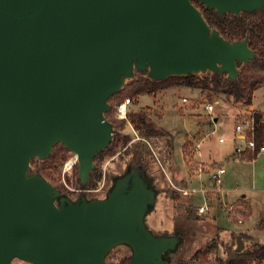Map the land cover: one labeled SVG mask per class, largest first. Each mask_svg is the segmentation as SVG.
I'll use <instances>...</instances> for the list:
<instances>
[{
    "label": "water",
    "instance_id": "95a60500",
    "mask_svg": "<svg viewBox=\"0 0 264 264\" xmlns=\"http://www.w3.org/2000/svg\"><path fill=\"white\" fill-rule=\"evenodd\" d=\"M198 1L219 15L264 6ZM253 58L247 38L225 40L192 0H0V264H103L118 245L130 248L128 264H170L179 238L145 226L155 191L139 168L105 198L72 200L30 173V162L60 144L76 156L84 185L112 140L108 100L135 72L235 80L237 64ZM242 248L237 236L235 253Z\"/></svg>",
    "mask_w": 264,
    "mask_h": 264
},
{
    "label": "rangeland",
    "instance_id": "374dc122",
    "mask_svg": "<svg viewBox=\"0 0 264 264\" xmlns=\"http://www.w3.org/2000/svg\"><path fill=\"white\" fill-rule=\"evenodd\" d=\"M131 80H126L124 86ZM263 87L253 95V103L261 109L264 108ZM118 97L114 95L108 100L109 118L116 121L119 119L115 117L114 106ZM182 99H186L187 103H182ZM205 100L213 103L211 113L204 109ZM243 109L244 105L234 103L228 96L187 87L141 95L135 101L130 100L128 114L144 113L153 127L165 135L142 137L133 130L127 117L119 132L128 134L131 140L115 154L94 161L95 175L91 181L94 186H89L88 182L80 185L76 156L68 150L62 153V160L56 166L47 161L49 157L31 160L29 172L41 175L61 195L72 200L82 195L87 199H102L116 178L131 168L139 167L155 191L154 204L144 217L145 226L155 236L179 238L175 250L165 255L170 264H223L229 257L230 264H264V259L258 260L248 255L264 246V156L252 163L233 159L236 115ZM241 114L239 116H244V113ZM186 120H191L189 129L186 128ZM219 137L226 142L218 143ZM197 144L202 159L210 164V168L222 166L227 171L224 188L227 189L225 182L230 175L234 176L232 185L235 190L240 189L241 185L250 189L246 194V203L237 190L225 197L229 203L234 202L244 210L242 224L232 221L217 204L209 214L198 216L193 212V205L200 203L201 198L181 194L180 189L208 184V180H195L199 162L191 150ZM203 167L205 170L207 165ZM241 175L247 176L248 182H243ZM247 228L249 231H243ZM237 236L241 237L243 248L235 253ZM130 256L128 246L118 245L105 256L103 264H125ZM11 264L30 263L14 259Z\"/></svg>",
    "mask_w": 264,
    "mask_h": 264
},
{
    "label": "trees",
    "instance_id": "16d2710c",
    "mask_svg": "<svg viewBox=\"0 0 264 264\" xmlns=\"http://www.w3.org/2000/svg\"><path fill=\"white\" fill-rule=\"evenodd\" d=\"M192 3L200 10L207 24L217 30L225 40L234 42L247 38L254 58L248 63L237 64L238 74L235 80H230L226 74L206 71L186 76H169L165 80L156 81L149 79L146 72H135L131 82L114 94L119 96L117 104L126 98L135 101L141 95H154L168 88L176 87L210 91L214 94L228 96L234 103H242L246 106L251 104L254 91L264 86V6L256 11L242 12L239 15H219L215 10L207 9L198 0H192ZM137 74L140 76L134 78ZM105 116L114 126L112 140L103 151L96 154L94 161L102 160L106 155L115 154L119 148L126 147L131 140L128 134L119 132L126 121L110 119L108 111ZM253 116L255 141L259 147L264 144V122H261L263 114L254 112ZM128 121L133 130L142 137L165 135L164 132L154 128L142 112L128 114ZM66 151L62 145L57 144L47 161L56 166L62 160V153ZM245 158L247 161H251L255 156L248 154ZM94 175L95 169L90 172V179L87 181L89 186H94L91 183ZM78 181L80 185H83L80 180ZM236 255L234 254V256ZM248 255L258 260L264 259V246H260ZM129 260L125 264H128Z\"/></svg>",
    "mask_w": 264,
    "mask_h": 264
},
{
    "label": "built area",
    "instance_id": "2783aa9c",
    "mask_svg": "<svg viewBox=\"0 0 264 264\" xmlns=\"http://www.w3.org/2000/svg\"><path fill=\"white\" fill-rule=\"evenodd\" d=\"M129 102L130 100L126 98L114 106L115 117L117 119L127 120V105ZM182 103H187V100L182 99ZM204 109L211 113L213 111V103L205 100ZM253 113L254 112L251 111L247 115L240 116L235 122L234 140L236 145L233 151V159L237 162L246 161L245 156L248 154L256 157L259 154L264 153V144L259 147L256 145ZM261 122H264V115L261 118ZM223 141V138H219V142ZM198 146L199 145L197 144L192 148V153H197ZM203 172L204 167L199 163L196 174L200 176ZM225 174L226 170L224 167H212L210 168V177L207 185H201L198 188L192 187L180 189V192L184 196H199L201 198L200 203L193 205V212L196 215L205 216L209 214L213 209L214 204H217L219 209L225 210L228 213V216L232 221H235L237 224H242L244 221V210L234 202L229 203L225 198L228 193V190L223 187Z\"/></svg>",
    "mask_w": 264,
    "mask_h": 264
},
{
    "label": "crops",
    "instance_id": "0c3cea01",
    "mask_svg": "<svg viewBox=\"0 0 264 264\" xmlns=\"http://www.w3.org/2000/svg\"><path fill=\"white\" fill-rule=\"evenodd\" d=\"M261 88V87H260ZM264 88V87H263ZM257 90V89H256ZM255 90V91H256ZM255 91H254V93H255ZM254 93H253V95H254ZM238 104H241V105H244V104H242V103H238ZM245 106V109H243L242 111H240L237 115H236V120H237V118H239L240 116L239 115H242L241 113H244L243 115H245V113H249V112H251V111H253V112H257V113H260V114H263L264 115V108H260V107H258L257 105H255L254 103H253V96H252V101H251V104L250 105H248V106H246V105H244ZM214 121H216V119H214ZM214 131H212V133H213ZM219 138H221V137H219ZM219 138H218V143H220V144H224L225 142H226V140L224 139V141L223 142H219ZM232 149H233V151H234V147H235V145H236V142H235V140H234V135H233V142H232ZM192 152V151H191ZM192 155L198 160V162L199 163H201V164H203V166H205L206 167V165H207V168H205V170H204V172L200 175V176H198L197 174H196V181H207L208 180V182H209V177H210V164L209 163H207L206 161H204L203 159H202V155L200 154V152H199V147H198V150H197V153H192ZM264 156V153H261V154H259L258 156H256L253 160H251V161H243V162H245V163H252V162H255L256 161V159H258L260 156L261 157H263ZM226 175H227V171H226ZM241 178H242V181L243 182H248V180H249V178L247 177V176H242L241 175ZM233 181H234V176H230L229 175V177L227 176V180H226V182L225 183H227V184H225V185H227L226 187H227V190H228V193L227 194H231L234 190H235V188H233ZM237 190V189H236ZM235 190V191H236ZM250 191V189L249 188H247L246 186H243V185H241V187H240V189H238L236 192H240V197L243 199V201L246 203V201H245V198H246V194H247V192H249ZM250 216H249V212H248V218H249ZM247 218V219H248ZM246 219V220H247ZM243 231H249V229L247 228V229H244Z\"/></svg>",
    "mask_w": 264,
    "mask_h": 264
}]
</instances>
